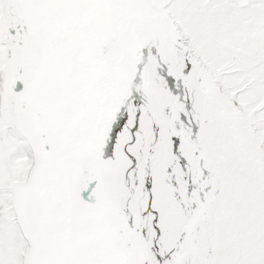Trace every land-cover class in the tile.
I'll use <instances>...</instances> for the list:
<instances>
[{
    "label": "snow or ice",
    "instance_id": "snow-or-ice-1",
    "mask_svg": "<svg viewBox=\"0 0 264 264\" xmlns=\"http://www.w3.org/2000/svg\"><path fill=\"white\" fill-rule=\"evenodd\" d=\"M0 264H264V0H0Z\"/></svg>",
    "mask_w": 264,
    "mask_h": 264
}]
</instances>
